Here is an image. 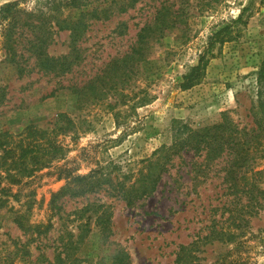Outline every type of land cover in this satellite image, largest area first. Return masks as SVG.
<instances>
[{
    "label": "rangeland",
    "instance_id": "obj_1",
    "mask_svg": "<svg viewBox=\"0 0 264 264\" xmlns=\"http://www.w3.org/2000/svg\"><path fill=\"white\" fill-rule=\"evenodd\" d=\"M10 2L60 20H76L96 8L112 15L87 19L76 46L70 31L52 26L49 56L59 65L65 57L77 61L64 79L40 73L33 60L26 64L30 75L21 78L0 34V163L2 145L15 153L0 164V264H175L179 246L193 241V264H264V160L257 162V200L226 196L224 164L205 168L202 158L186 152L154 195L133 207L107 187L51 203L72 178L94 172L130 186L182 125L211 126L225 113L239 129H251V109L261 91L264 100L258 82L264 0H137L134 6L133 0H0V7ZM157 14L165 31L152 37L134 69L132 62L124 65L140 30ZM228 25L231 34L207 55L202 80L181 89V78L198 64L209 39ZM59 115L75 128L54 136ZM49 139L63 147V158L31 177L6 178V169L21 163L19 145L48 146ZM230 216L250 221L233 228ZM213 228L232 231L235 238L202 240Z\"/></svg>",
    "mask_w": 264,
    "mask_h": 264
},
{
    "label": "trees",
    "instance_id": "obj_2",
    "mask_svg": "<svg viewBox=\"0 0 264 264\" xmlns=\"http://www.w3.org/2000/svg\"><path fill=\"white\" fill-rule=\"evenodd\" d=\"M136 1L133 0L130 6H134ZM119 11H125V6L121 7ZM111 12L108 9L98 11L96 8L91 12H82L81 16L76 20H60L57 17L46 16L42 13L26 12L20 8L18 2L6 3L0 7V24L3 25L0 34L3 39V48L7 58H9V62L17 67L21 78L30 75L32 70H28L29 64H26L33 60L35 62L34 67H38L40 73L50 75L51 72H55L54 77L64 79V76L72 73L77 61H68L69 57H65V62L60 65L54 63L47 51L54 34L52 26H55L60 31H70L71 37H73V45L76 46L84 33L87 32V19L96 21L108 20L111 18ZM158 14L160 15L159 12ZM158 14L152 23L146 24L140 30L137 42L131 49L130 55L125 56L122 60L124 65L127 66V63L132 62V69H134V64H137V60L144 56L152 37L154 38L159 32L163 33L165 31L164 26L160 25ZM175 18L177 19L178 17ZM241 19L242 16H239L232 23L240 22ZM229 30L230 25L216 32L209 39L207 49L198 59V64L181 78V89H190L199 84L207 67V55L216 43L223 42L224 37L231 34ZM74 51L76 49H73ZM131 73L132 71L123 74V77H126L122 78L123 83L129 81ZM258 82L261 86L264 85V60L259 70ZM75 89L78 90L79 88L75 86ZM52 94L53 92L50 95ZM0 99L3 100L4 96H0ZM258 99L257 107L253 106L251 109L254 121V126L251 129H239L225 113L219 123L211 126L192 129L187 125H182L177 129L172 144L166 147L164 145L156 150L152 157L146 160L144 170L138 173L137 178L130 186L123 182H113L111 179L102 176L96 177V172H94L89 175L72 178L68 185L63 187L58 193L53 194L51 203L54 204L56 200L65 196L70 198L84 197L106 190L107 187L109 188L108 190L112 191V195L122 199L127 207H133L138 201L154 195L163 176L174 166L175 159H180L182 153L186 152H193L195 156L202 158L203 161L200 166L205 168H209L213 164H224L223 171L225 176L223 183L228 185L226 196L234 197L233 200H243L245 198L257 200V196L262 193L256 182L262 175V172L257 170V162L264 160V100L262 91L259 92ZM58 117L51 132L54 136L73 131L75 125L70 118L68 119L64 115H59ZM46 134V132H42L43 136ZM47 143L48 146L41 143L33 145L30 143L25 147L19 145L21 163L15 162L14 165L17 168L6 169V178L15 182L18 176L31 177L34 172L48 167L53 162L63 158V147L54 144L50 139ZM2 149L4 156L0 164L4 166L8 156L15 153L12 150H7L5 145H2ZM30 154L33 156L28 159L27 156ZM12 171L17 174L12 175ZM228 219L231 220L230 226L233 228L246 227L250 221L248 218L238 219L232 216ZM19 226L23 228L20 223ZM234 238L235 234L232 231L227 232L224 229L216 231L213 228V231L203 237L202 240L224 241ZM197 243V241H193L189 245L179 246L175 264H193L192 261L195 258L193 251Z\"/></svg>",
    "mask_w": 264,
    "mask_h": 264
}]
</instances>
